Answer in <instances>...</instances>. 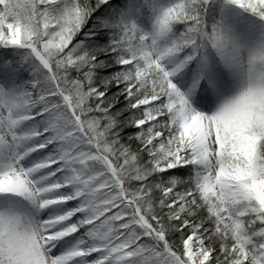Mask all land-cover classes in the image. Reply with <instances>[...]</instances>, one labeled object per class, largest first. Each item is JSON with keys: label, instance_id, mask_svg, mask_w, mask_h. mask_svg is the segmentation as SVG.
I'll return each mask as SVG.
<instances>
[{"label": "snow or ice", "instance_id": "1", "mask_svg": "<svg viewBox=\"0 0 264 264\" xmlns=\"http://www.w3.org/2000/svg\"><path fill=\"white\" fill-rule=\"evenodd\" d=\"M0 264H264V0H0Z\"/></svg>", "mask_w": 264, "mask_h": 264}]
</instances>
